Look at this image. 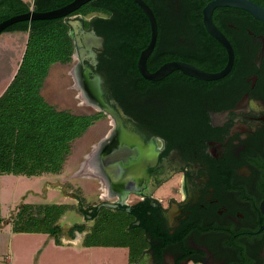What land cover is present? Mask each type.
Instances as JSON below:
<instances>
[{
  "label": "flooded vegetation",
  "instance_id": "1",
  "mask_svg": "<svg viewBox=\"0 0 264 264\" xmlns=\"http://www.w3.org/2000/svg\"><path fill=\"white\" fill-rule=\"evenodd\" d=\"M132 1L143 13L132 15L134 27L112 7L66 17L77 22L70 24L69 73L79 104L97 108L84 114L108 118L81 170L86 164L88 175L121 203L114 209H125L127 226L147 239L138 264H264V22L216 7L212 20L234 48L229 73L203 80L176 69L147 81L120 55L119 31L139 35L144 18L151 30ZM144 1L158 22L156 52L221 48L228 62L226 47L204 24L212 0L202 20L221 46L200 40L185 0Z\"/></svg>",
  "mask_w": 264,
  "mask_h": 264
},
{
  "label": "trees",
  "instance_id": "2",
  "mask_svg": "<svg viewBox=\"0 0 264 264\" xmlns=\"http://www.w3.org/2000/svg\"><path fill=\"white\" fill-rule=\"evenodd\" d=\"M71 1L73 0H0V22L31 9L48 11ZM208 1L210 0H185L186 13L190 16L193 29L201 33L200 40H211L205 46H221L207 33L203 24L202 9ZM255 1L264 6V0ZM111 7L119 17L128 15L127 22L132 27L135 25V20L131 19L132 15L143 14L132 0H113L112 3L110 0H90L72 14L79 11L87 14ZM232 9L244 12L255 20L254 16L244 9ZM66 17L19 21L2 32H23L26 35V46L16 73L0 95V174L37 177L60 173L71 154L73 142L82 137L100 117L99 114L88 115L57 109L42 93L52 66L56 63H68L72 59L74 40L69 33L71 27ZM139 24V35L130 31L132 28H129L128 32L119 31L120 46L125 48L120 55L122 61L129 65L130 72L150 81L139 74L137 63L142 50L149 44L151 30L146 18L139 21ZM174 59L188 61L214 72L226 65L227 54L221 48L198 55L165 51L158 53L154 50L147 60V67L153 72L163 63ZM69 209L70 205L65 203H24L14 215L13 230L52 234L60 243L63 230L60 220ZM79 211L91 215L95 220L83 239L85 246L128 247L130 263H134L147 246V239L137 229L131 230V235L125 237L126 227L121 229L119 226L125 220L121 215H127L123 207L114 209L103 206L97 209L95 206L94 212L89 213L88 209L80 206ZM5 222L6 218L0 205V228ZM76 230L83 231L84 226L76 225L70 230V237H74ZM107 234L122 239H101V236Z\"/></svg>",
  "mask_w": 264,
  "mask_h": 264
},
{
  "label": "rangeland",
  "instance_id": "3",
  "mask_svg": "<svg viewBox=\"0 0 264 264\" xmlns=\"http://www.w3.org/2000/svg\"><path fill=\"white\" fill-rule=\"evenodd\" d=\"M34 2V0H30ZM22 33L4 32L0 34V93L6 87L9 74L12 69V61L16 53H7L11 46H5L13 42L12 37H20ZM4 47V48H3ZM7 62V63H6ZM69 64V65H68ZM71 63H56L52 66L49 76L46 79L42 93L45 99L57 109L69 110L73 113L94 112L97 108L90 104H79L82 101L77 97L79 89L74 86V80L69 73ZM107 117L94 122L88 131L72 144V151L69 155L63 170L57 174H44L37 177L24 175L4 174L0 175V204L6 218V224H12L14 215L24 203L33 205L44 203H65L70 209L61 218L60 223L64 234L69 238V232L76 225L82 224L83 231H75V237H85L93 227L95 220L86 213L80 212L82 206L86 210L101 201H114L115 196L107 194L105 184L102 185L98 178L90 177L88 167L81 170L80 162L84 159L91 145L96 142L107 128ZM80 169V170H79ZM121 215V214H120ZM121 229L126 227V236L131 234V228L127 226V215ZM71 238V237H70ZM103 240H120L122 237L104 235ZM98 264H129L128 251L126 248L107 247L103 250H95Z\"/></svg>",
  "mask_w": 264,
  "mask_h": 264
},
{
  "label": "water",
  "instance_id": "4",
  "mask_svg": "<svg viewBox=\"0 0 264 264\" xmlns=\"http://www.w3.org/2000/svg\"><path fill=\"white\" fill-rule=\"evenodd\" d=\"M90 0H73L70 3L55 8L48 11H36L31 9L29 12L14 15L8 19L3 20L0 22V34L10 25L17 23L19 21L24 20H37V19H53L59 17H65L69 14L76 11L85 3L89 2ZM141 8L144 10L146 15L148 16L150 23H151V39L149 44L145 49L142 50L139 59H138V68L142 75L149 79V80H159L165 77L167 74L172 72L173 70L180 69L184 73L191 75L198 79L203 80H215L224 77L226 74L229 73L231 68L234 64V48L228 38L223 34V32L214 24L212 20V14L216 7L219 6H231L236 8L244 9L250 12L256 19H259L264 22V6L260 5L259 3L253 0H212L209 2L204 10V24L210 34L220 40L227 49L228 52V62L226 66L217 72H209L203 69L198 68L197 66L183 62V61H170L163 64L160 68L155 71H150L147 67V60L150 54L153 52L157 38H158V22L155 17V14L152 8L144 1V0H135ZM72 26H75L77 22L70 21ZM97 37V36H96ZM121 205L120 202L115 201H104L98 205V208L103 206L106 207H118ZM262 211L264 213V202L262 203Z\"/></svg>",
  "mask_w": 264,
  "mask_h": 264
},
{
  "label": "crops",
  "instance_id": "5",
  "mask_svg": "<svg viewBox=\"0 0 264 264\" xmlns=\"http://www.w3.org/2000/svg\"><path fill=\"white\" fill-rule=\"evenodd\" d=\"M25 1L31 2L30 0ZM20 33H22L20 37L15 38V36H13V42H10L5 46V48L11 46L10 50L6 51L7 53H12V55L16 53V56L14 57V61H12L11 76H9L7 85L0 95L7 88L12 77L16 73L25 50L26 35L23 32ZM60 238L61 242L58 243L56 237L52 234L15 232L12 224L4 223L0 228V264H98L97 252H95V250L116 247L85 246L83 244V236L68 238L64 234V230H62ZM119 248L127 249L129 264H138L137 261L130 263L128 247Z\"/></svg>",
  "mask_w": 264,
  "mask_h": 264
}]
</instances>
